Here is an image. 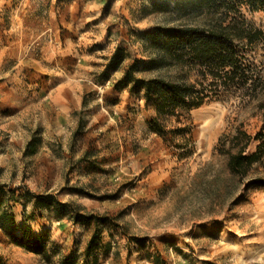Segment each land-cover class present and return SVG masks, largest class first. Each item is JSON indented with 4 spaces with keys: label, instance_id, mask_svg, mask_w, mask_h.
I'll list each match as a JSON object with an SVG mask.
<instances>
[{
    "label": "rangeland",
    "instance_id": "obj_1",
    "mask_svg": "<svg viewBox=\"0 0 264 264\" xmlns=\"http://www.w3.org/2000/svg\"><path fill=\"white\" fill-rule=\"evenodd\" d=\"M163 2L117 0L100 25L80 23L87 32L82 43L96 52L81 61L71 57V65L103 64L119 45L129 55L125 65L138 61L141 70V63L149 60L146 34L157 27L203 23L204 18L181 19L173 10L174 0H168L169 8L154 7ZM243 14L264 33V9ZM102 46L104 52L97 50ZM242 54L258 82L253 98L233 88L199 109L161 118L156 124L161 134L146 126L156 115L134 104L129 113L135 117L119 116L117 130L103 129L83 141L90 150L100 148L101 166L93 176L77 169L78 152L69 158L67 137L51 134L41 115L45 102L34 99L36 90L28 86L30 73L14 60L2 65L0 38V264L85 260L93 229L70 225L69 211H35L33 196L38 195H51L73 212L106 219L101 244H113L107 252H98L97 264H148L143 258L156 259L158 254L167 264H264V155L241 176L230 171L226 154L238 131L253 138L260 134L247 155L264 143V42ZM153 77L189 84L197 79L195 72L182 67L136 74L138 79ZM110 86L96 87L86 93V100H112ZM32 141L33 153L26 154ZM3 212L12 215L14 223L2 217ZM24 228L44 236L42 254L15 244L12 236L21 237ZM171 244L186 257L168 250Z\"/></svg>",
    "mask_w": 264,
    "mask_h": 264
},
{
    "label": "trees",
    "instance_id": "obj_2",
    "mask_svg": "<svg viewBox=\"0 0 264 264\" xmlns=\"http://www.w3.org/2000/svg\"><path fill=\"white\" fill-rule=\"evenodd\" d=\"M175 10L181 19H203L200 24H184L177 27H157L146 34L147 62L135 61L125 72L123 82L115 89H128L131 96H141L146 106L156 110V117L150 123V129L156 134L161 130L156 124L163 117L177 116L179 112L199 109L207 100L219 98L233 88L243 96L253 98L259 86L251 75L250 67L244 62L242 51L252 50L264 42L262 30L250 25L243 11L249 13L264 9V0H174ZM156 8H169L168 0L163 4H154ZM129 55L118 48L114 52L108 70H116L127 60ZM173 67H182L188 73L195 72L194 83L173 81L161 77L150 79L136 78L140 72H156ZM248 133L238 131L229 142L227 150L228 167L234 175L243 176L246 170L258 162L264 151V143L256 152L247 155V149L254 140H259ZM220 139L218 146L221 147ZM30 142L26 154L33 153ZM33 196V195H32ZM35 211L52 212L58 208L60 213L69 211L74 223L90 224L95 221L99 226L106 225V219L73 212L68 204L57 202L51 195L33 196ZM72 211V212H71ZM2 217L14 223V217L2 213ZM101 229H96L84 252L82 264H97L98 252H107L110 244H101ZM44 236H38L30 228L22 230V236L13 235L15 244L34 254L44 251ZM76 258H65L62 264H77Z\"/></svg>",
    "mask_w": 264,
    "mask_h": 264
},
{
    "label": "crops",
    "instance_id": "obj_3",
    "mask_svg": "<svg viewBox=\"0 0 264 264\" xmlns=\"http://www.w3.org/2000/svg\"><path fill=\"white\" fill-rule=\"evenodd\" d=\"M116 3L117 0H0L2 65L14 60L21 71L30 73L32 82L28 86L36 90L34 99L45 102L41 115L48 122L51 134L67 137L64 149L72 154L69 158L78 152L79 155L75 157L77 169H82L84 174L88 170L87 174L93 176L101 166L97 163V149L100 148L90 150L88 144L83 147L82 143L88 136L103 129L117 130L119 116L124 119L135 117L129 113L134 104L138 110L152 112L153 117L156 115L144 100H135L128 89H115L116 84L123 82L128 67L124 62L118 69L110 71L108 64L121 46L117 45L103 64L71 65V57L80 58L81 61L96 52L82 43L83 39L86 40L87 32L80 23L89 21L91 27L100 25L109 17ZM98 49L104 52L105 48L102 46ZM107 83H111L112 100H86V93ZM151 119L146 121L148 130ZM77 194L82 195L81 192ZM91 215L98 217L93 213ZM67 222L81 230L92 228L93 233L96 229H102L95 221L82 224L69 219ZM109 232L113 233L112 230ZM168 250L186 257L177 244L169 245ZM143 260L148 264H167L160 254L156 259L151 256Z\"/></svg>",
    "mask_w": 264,
    "mask_h": 264
}]
</instances>
